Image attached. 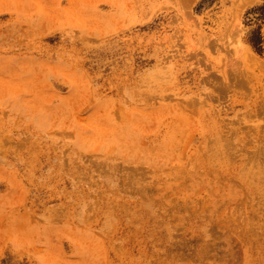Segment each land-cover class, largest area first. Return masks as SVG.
<instances>
[{
  "label": "rangeland",
  "instance_id": "374dc122",
  "mask_svg": "<svg viewBox=\"0 0 264 264\" xmlns=\"http://www.w3.org/2000/svg\"><path fill=\"white\" fill-rule=\"evenodd\" d=\"M0 264H264V0H0Z\"/></svg>",
  "mask_w": 264,
  "mask_h": 264
},
{
  "label": "trees",
  "instance_id": "16d2710c",
  "mask_svg": "<svg viewBox=\"0 0 264 264\" xmlns=\"http://www.w3.org/2000/svg\"><path fill=\"white\" fill-rule=\"evenodd\" d=\"M256 41H257V46L261 45V36H260V33L257 35ZM255 46H256V44H255Z\"/></svg>",
  "mask_w": 264,
  "mask_h": 264
},
{
  "label": "bare ground",
  "instance_id": "6f19581e",
  "mask_svg": "<svg viewBox=\"0 0 264 264\" xmlns=\"http://www.w3.org/2000/svg\"><path fill=\"white\" fill-rule=\"evenodd\" d=\"M252 56V55H251ZM253 57H254V55H253ZM256 59V58H255Z\"/></svg>",
  "mask_w": 264,
  "mask_h": 264
}]
</instances>
